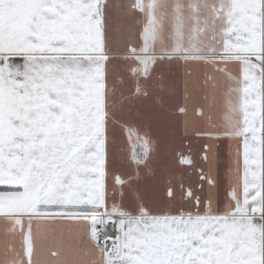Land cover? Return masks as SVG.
Here are the masks:
<instances>
[{
	"label": "snow or ice",
	"instance_id": "6c2138e0",
	"mask_svg": "<svg viewBox=\"0 0 264 264\" xmlns=\"http://www.w3.org/2000/svg\"><path fill=\"white\" fill-rule=\"evenodd\" d=\"M182 67L215 176L154 164ZM0 218L3 264H264V0H0Z\"/></svg>",
	"mask_w": 264,
	"mask_h": 264
},
{
	"label": "crops",
	"instance_id": "0c3cea01",
	"mask_svg": "<svg viewBox=\"0 0 264 264\" xmlns=\"http://www.w3.org/2000/svg\"><path fill=\"white\" fill-rule=\"evenodd\" d=\"M118 3H130L132 0H115ZM141 2H148V0H141ZM141 26L146 22L143 15L139 16ZM129 25L135 27L136 18L133 17L129 21ZM138 39V36H137ZM162 45L157 43L156 49L159 50ZM180 88L178 95L173 99V125L168 133L167 146L160 154L158 159H154V164L158 167L159 171L163 173L169 167L173 166L179 174V170L187 168L188 174H191L193 169L188 165H181V154L191 158L198 167H203L205 174L216 175L215 163V147L216 141L214 140H199L198 134L208 129L210 124V117H215V112L212 110L213 99L210 92L202 90L201 85L203 80L199 76L187 77L185 70L182 67L179 70ZM187 83V87H185ZM207 96V98H205ZM185 109L181 112L180 109ZM197 109L203 110V115L197 114ZM155 139V137H153ZM135 139V137H133ZM201 145H209L208 159L203 160V153L200 151ZM131 148V146H129ZM234 151L232 142L225 141V168L230 164L231 154ZM165 182L167 177H164ZM205 190L208 191V186L205 184ZM211 195V190H209ZM10 227L8 222L0 218V264L4 262V248L6 241L13 239L11 235H6V229ZM17 242L19 236L15 237Z\"/></svg>",
	"mask_w": 264,
	"mask_h": 264
}]
</instances>
